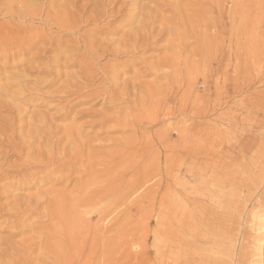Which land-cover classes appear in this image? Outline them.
<instances>
[{"label":"rangeland","instance_id":"rangeland-1","mask_svg":"<svg viewBox=\"0 0 264 264\" xmlns=\"http://www.w3.org/2000/svg\"><path fill=\"white\" fill-rule=\"evenodd\" d=\"M140 4L145 6V14L151 4L156 6L153 8H157L159 14L155 28L159 31L162 27L164 31L162 40L153 45L155 49L144 54V61L138 60L137 55L121 52L107 54L96 63L91 60L82 66L88 56L84 47L76 57L75 52L65 49L62 50L66 52L59 54L58 46L50 48L43 42L26 50L13 47V42L0 37L4 39L0 44V142L4 139L2 129L5 127L13 126L22 139H27L36 130L31 140L35 144L39 136L48 134L41 142L42 149L47 151L51 147L47 142L51 139L49 133L51 129L57 130L58 137H63L60 146L66 148L61 159L67 163L65 168L55 172L50 171L54 167L51 165L52 168L29 180L20 177L15 167L9 174L5 170L7 175L0 179V209H3L0 210V251L13 252L11 242L16 243L17 250L14 259L9 256L3 264L18 261V258L25 262L28 255L25 250H35L26 264H54L44 251L46 242L41 247L31 244L42 237L45 239L46 235L58 240L65 236L68 227L74 228L82 238L99 233L102 237L107 236L111 242L113 264H146L145 261L156 264L159 171L155 151L161 135L167 132L172 135L175 125L186 122L203 128L227 129V132L230 129L233 133L245 129L238 134L241 144L249 149L264 147V0H140ZM126 14L128 10L123 16H106L103 23L110 21L111 26L97 33L96 40L109 42L112 49L119 47L126 51L127 47L131 48L130 41H119L124 33L137 26L140 17L130 24L125 22ZM0 16L1 21L10 24L26 26L31 23L3 13ZM34 24L42 27L39 22ZM52 32L56 38L62 36L55 30ZM79 33L68 35L69 39L65 36L62 46L76 45L75 37L83 31ZM1 46L5 48L1 49ZM127 57L132 58L131 61ZM164 57L170 58V63L174 62L162 66V70L161 67L145 70L149 63ZM113 64L122 71L107 79L103 75L104 68ZM122 64H126L125 67ZM90 90L94 92L89 99L93 97L85 101ZM109 96L112 101H107ZM230 136L224 138L230 139ZM205 145L195 154L201 161L215 157L221 148V144ZM35 146L38 148L39 143ZM0 152H9L5 143L0 144ZM253 153V150L246 151L249 156ZM9 154V161L14 166L38 158L37 152ZM248 155L249 163L251 156ZM191 163L188 160L182 172L175 168L174 172L180 173L182 181L193 179L186 173L189 169L194 170L197 180L208 170ZM49 187L64 198L61 203L57 201L50 208L47 203H42L36 205L37 208L30 206L17 212L20 198L37 197ZM42 200L46 202L47 199ZM248 202L243 204L238 224L231 225L238 239L236 263L264 264V228L257 234L252 215L253 212L263 213L264 196H255ZM76 215L86 217L88 225L69 224ZM55 216L60 220L56 221ZM257 238L263 242L261 249H257ZM145 257L149 258L145 260Z\"/></svg>","mask_w":264,"mask_h":264},{"label":"bare ground","instance_id":"bare-ground-1","mask_svg":"<svg viewBox=\"0 0 264 264\" xmlns=\"http://www.w3.org/2000/svg\"><path fill=\"white\" fill-rule=\"evenodd\" d=\"M59 1L60 0H0L1 14L3 13V15H11L13 18L17 17L25 21L29 20L31 22L30 24L23 26L22 24H10L0 20V37H5L6 39H8L7 42H13V47L16 46L18 48L20 47L26 50V48L28 49V47L30 46H35L39 44V42H43L45 45H49L50 48H55L58 46L59 52L56 49L54 50H56L59 54L66 50L67 52L71 51L70 53L75 52V54L73 53L74 56H76V53L81 52V48L84 47V50L86 49L89 56H86L87 59L83 60V65H81L84 66V64H88L89 62H91V60H96L94 62L96 63L98 59L108 56L107 54L117 55L121 52L127 55H137L138 60L144 61V54L148 50L154 48L153 45L162 38V35H164L162 34L164 32H162V27L159 31H157L155 28V21L157 19L156 17L159 14V12L157 13V8H153V6H155L153 4L155 3L150 5L152 7L146 8L147 14H145L143 12L145 6H141L140 0H62V3H60ZM127 10L128 14H126L127 18L125 22L132 24L131 22L135 21V18L140 17L137 19V26L132 30L124 33L119 41L120 43H122V40L130 41L132 43L131 48L127 47L126 51L123 48L119 47H113L114 49H112L109 45V42H106L104 40L105 42L102 41L100 43V39H97V41L96 34L104 31L103 29L105 27H107L108 29V27L111 26L110 21H106L103 23V19L106 18V16H123L127 12ZM160 13H162L161 10ZM35 22L41 23L42 27L36 26L34 24ZM87 26H90V28H87ZM85 27L87 29H84ZM53 30H55L57 33L62 34V36L59 35L57 38L54 37L52 35ZM80 31H83V33L78 36L76 35V45L72 44L73 46H67L68 44H66L65 46H62V39L65 38V36H67L69 39L68 35H75ZM3 38L0 39L2 40ZM4 39L2 40V42H0V44L3 43ZM64 40H66V38ZM11 42L9 44H11ZM5 47H2L1 49ZM125 47L126 46H124V48ZM62 49L65 50L63 51ZM156 50L159 49L156 48ZM3 53H6V51H4ZM70 55L72 56V54ZM178 56H180V53L178 54ZM72 59L74 60V58ZM131 59L128 60L131 61ZM169 60L170 58L164 57L163 59H158L157 62L152 64L149 63V61V64L145 70H150L154 67H161L160 69L162 70L163 67H167L171 62H169ZM173 62L174 61H172V63ZM122 63L124 64V62ZM123 64L122 67H125L126 64ZM104 69L103 75L106 76L107 79L117 75V73L122 71H119L117 64L107 66ZM158 69H156V71H158ZM155 73L157 74L158 72ZM147 84L149 86V83ZM87 85L89 84L87 83ZM153 86L155 85L153 84ZM137 87H139V85ZM137 87L135 86V88ZM142 88L143 87H141V89ZM86 91L85 95L87 94ZM91 91L92 90H90V93ZM92 93L89 95L87 94L85 98L83 97L84 100H91L93 96L91 97V99H89V97L92 95ZM110 97L112 96H109L108 99L106 98L107 101L109 99L111 100ZM78 98L80 97L78 96ZM4 100L6 99L4 98ZM67 102H69V100H67ZM63 108L64 107H62V109ZM109 117L111 118V116ZM112 117H114V115ZM116 119L117 122H119L120 116L118 115ZM71 130L73 129L71 128ZM226 130L227 129L222 130L221 128L219 130L214 126L208 128L206 126L205 128H203L200 126H195L192 123L185 122L184 124L182 123L175 125L172 130L174 132V136L173 134L169 136V132L161 135L155 151L157 168L159 171V186L157 191L158 195L156 194L158 203V212L156 215L157 230H155V234L158 240L156 245V264H237L236 256L238 252V246L236 244L238 239H236L237 237L234 235L231 225L236 223L238 218L241 217L244 202H248V200H251L255 196H258L260 198L264 196V147L257 149H251V147L249 149L245 144H241V138L238 134H240L241 131L243 132L245 129H239L234 133L231 132L230 129L228 130V132ZM51 131L52 132L49 131L50 133L48 132L51 136V139L48 138L47 140L51 147L48 148L47 151L45 150V152L42 149L41 142L47 139V133L46 136H39L36 142L39 143V146L38 148H36V143L34 144L31 140L32 138H34L35 133H37L36 130L33 131V133H31L27 139H24V137L22 139V136L15 133L13 126H11V128H3L2 134L4 136V139H1L0 144L5 143V146L8 147L9 152H0V179L7 175L5 173V170H7L9 174V172H13L12 168L14 167L17 168L18 175H21L20 177L23 178L25 177V179L31 177L34 178L37 173L40 174L47 171L49 168H52L53 166L51 165H54V167L50 170L51 172L59 171V168H65L67 163H63L61 158L64 156L66 148L64 146L63 148H61L60 146V141L62 142L61 139L63 137L61 139L58 137V134L56 133L57 130L53 132L54 130L51 129ZM222 132H225L226 134L224 135V133ZM228 134L231 135L230 139H233L234 141H231L228 137L224 138V136H227ZM166 136L169 137L166 138ZM15 142H20V144L16 145ZM205 144H212L213 146H219L221 144V148L217 151L218 154H216L215 157L213 156L212 158L210 157V159L201 161L198 158L199 156L195 157V154L201 152L200 149ZM247 150H249V152L253 150L254 153L252 156L250 155L251 157L246 154ZM10 152H17L19 154L23 152H26V154L37 152L38 158H36L32 162L29 161L30 163L24 162V164L20 166H14L10 163L8 158ZM213 153L214 152H212V154ZM247 155L250 157L248 160L249 163L246 159ZM45 156H47V158H45ZM59 156L60 158H58ZM188 160L191 161V164H193L195 167L199 166L201 169H208L203 173V175L201 174L200 180H197L194 177V170L189 169V171H186V173H188L193 179L185 181H182L180 173H177L176 171V173L174 172L175 168L176 170L178 169L179 172L182 170V168H185ZM71 176L68 178H71ZM183 179L185 178L183 177ZM32 180L33 179H31V181ZM58 181L60 180H57L56 182ZM31 183H33V181ZM50 189H52V187H49L47 189L49 191H43L45 193L42 192L39 195H36L37 197L34 198L33 196H25V198H20V208L17 209V212L20 213V211H24V209L28 207L30 208V206H35V208H37L36 205L39 206L42 203H47L48 207L51 204H57V201H60L59 203H61L64 198L61 197V195L58 193L60 195L59 196L56 191H52L53 189L50 191ZM47 195H49V198H47ZM42 199L47 200L46 202H44ZM52 205L51 207H53ZM262 212V214H256V212H253L252 214L254 216V219L256 220L255 231L257 232V234H259L260 231H263L264 228V211ZM11 214L13 215L14 213L12 212ZM7 219V221H9L10 218L7 217ZM54 219L58 221L60 220V217L55 216ZM71 223H74L76 227H80L81 223L88 225L87 218L83 216L80 217L79 215L72 217L69 224ZM74 230V228L68 227V231L65 236L62 235V237L57 238L58 240H54L53 238L46 235L45 239L42 237L39 240L33 241L31 245L35 246L37 244L39 247H41L43 242H46L45 249L47 251H44L46 252V254H49V257L53 260L54 264H113L111 258V242L107 236L102 237L99 233L97 236L82 238L78 236L76 232H74ZM256 241L257 243H259L257 249H261L263 242L260 240V238H257ZM10 247L12 248L13 252H8V250L0 251V264L5 263L6 259H8L9 256L11 258L15 256L17 250L16 243L14 244V242H11ZM32 251L35 250H25V253L28 254L25 258V262H21L19 260L20 258H18V261L13 260L12 262H9L7 264L28 263L29 261H27V259L30 258V254L32 253ZM144 253L148 256L147 250H145ZM24 255L25 254L23 251V256ZM147 258L149 257H145V260H147ZM145 263L147 264L146 261Z\"/></svg>","mask_w":264,"mask_h":264}]
</instances>
